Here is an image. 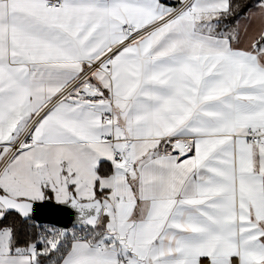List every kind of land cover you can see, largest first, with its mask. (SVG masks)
Returning a JSON list of instances; mask_svg holds the SVG:
<instances>
[{"label":"snow or ice","instance_id":"obj_1","mask_svg":"<svg viewBox=\"0 0 264 264\" xmlns=\"http://www.w3.org/2000/svg\"><path fill=\"white\" fill-rule=\"evenodd\" d=\"M0 264H264V0H0Z\"/></svg>","mask_w":264,"mask_h":264}]
</instances>
